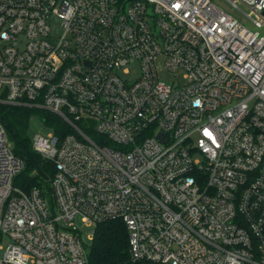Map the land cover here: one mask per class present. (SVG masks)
Returning a JSON list of instances; mask_svg holds the SVG:
<instances>
[{"label": "built area", "instance_id": "obj_1", "mask_svg": "<svg viewBox=\"0 0 264 264\" xmlns=\"http://www.w3.org/2000/svg\"><path fill=\"white\" fill-rule=\"evenodd\" d=\"M0 104L66 127L32 136L51 207L0 122V264H89L113 220L123 264H264V36L211 0H0Z\"/></svg>", "mask_w": 264, "mask_h": 264}, {"label": "trees", "instance_id": "obj_2", "mask_svg": "<svg viewBox=\"0 0 264 264\" xmlns=\"http://www.w3.org/2000/svg\"><path fill=\"white\" fill-rule=\"evenodd\" d=\"M39 117L57 134L66 132L63 120L48 111L30 106L0 104V122L12 142L14 154L24 163V169L15 177L14 186L24 192L39 188L54 205L50 181L56 168L45 160L33 146L30 127L33 118ZM129 259L128 230L120 220L97 225L89 245V264H123Z\"/></svg>", "mask_w": 264, "mask_h": 264}, {"label": "rangeland", "instance_id": "obj_3", "mask_svg": "<svg viewBox=\"0 0 264 264\" xmlns=\"http://www.w3.org/2000/svg\"><path fill=\"white\" fill-rule=\"evenodd\" d=\"M211 1L214 4L218 5L219 7L223 8L224 10H226L228 13H230L242 25H244L247 29H249L251 31H258L261 36H264V26L261 27V28L255 27L253 22L243 12H241L240 10L235 8L229 2V0H211ZM240 8L243 11H245L246 13H248L247 10H244V8H242V7H240ZM53 24H54V29H55L54 33L58 34L59 33L60 24H59V22L57 20H54ZM126 77L130 78L131 75H126ZM161 78H162L163 81H166V82H172V81H176V82H179V83L183 82V75L182 74L162 73ZM49 132H50L49 128L44 124V122H43V120L41 118H39V117L33 118L32 122H31V127H30L31 136H33L35 134L46 135ZM49 199L47 198V201L51 205V201ZM53 206L54 205H52L51 207H53ZM2 244L4 245V247H6L7 240H4ZM2 255H3V251L0 250V256H2Z\"/></svg>", "mask_w": 264, "mask_h": 264}, {"label": "snow or ice", "instance_id": "obj_4", "mask_svg": "<svg viewBox=\"0 0 264 264\" xmlns=\"http://www.w3.org/2000/svg\"><path fill=\"white\" fill-rule=\"evenodd\" d=\"M178 6V5H177Z\"/></svg>", "mask_w": 264, "mask_h": 264}]
</instances>
